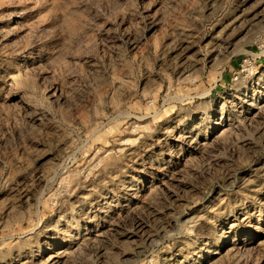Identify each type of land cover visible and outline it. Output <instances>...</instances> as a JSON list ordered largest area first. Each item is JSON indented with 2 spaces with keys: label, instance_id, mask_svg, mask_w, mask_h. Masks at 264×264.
Returning <instances> with one entry per match:
<instances>
[{
  "label": "rangeland",
  "instance_id": "374dc122",
  "mask_svg": "<svg viewBox=\"0 0 264 264\" xmlns=\"http://www.w3.org/2000/svg\"><path fill=\"white\" fill-rule=\"evenodd\" d=\"M0 264H264V0H0Z\"/></svg>",
  "mask_w": 264,
  "mask_h": 264
},
{
  "label": "bare ground",
  "instance_id": "6f19581e",
  "mask_svg": "<svg viewBox=\"0 0 264 264\" xmlns=\"http://www.w3.org/2000/svg\"><path fill=\"white\" fill-rule=\"evenodd\" d=\"M246 99V98H245ZM249 100H247V102H248ZM243 242H244V240H243ZM49 259H52V258H56L57 257V255H56V253L55 254H52V253H50L49 254Z\"/></svg>",
  "mask_w": 264,
  "mask_h": 264
}]
</instances>
